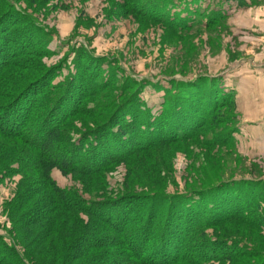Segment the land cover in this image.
Returning <instances> with one entry per match:
<instances>
[{"label":"trees","instance_id":"trees-1","mask_svg":"<svg viewBox=\"0 0 264 264\" xmlns=\"http://www.w3.org/2000/svg\"><path fill=\"white\" fill-rule=\"evenodd\" d=\"M181 1L183 11L174 10L175 0H148L142 5L146 9L136 14L179 32L196 24H203V29L214 27L223 23L233 8L230 0H220L204 10L200 0H195L193 10H186L188 0L178 4ZM6 3L0 0V176L20 174L21 179L17 194L5 206L11 238L0 236V264L191 262L209 249L208 242L196 236L199 231L240 216V221L257 224L264 232V188L260 181H205L198 191L163 199L168 205H160V192L138 196L126 192L84 201L77 192L60 189L51 178L53 170L86 181L129 162L130 176L136 172L133 162L143 164L162 145L191 140L211 144L202 130L214 131L228 121L222 111L235 109L234 97L222 90L221 79L174 81L176 75H165L170 81L168 87L157 84L155 92L163 95L154 116L153 107L140 98L144 87L127 79L119 82L113 76L104 77L101 60L81 76L67 75L56 82L55 78L63 77L61 69L42 63L53 53L47 49L50 42H38L40 31L30 23L33 20ZM85 57L88 66L89 55ZM86 118L92 119L86 122ZM76 120L81 128L73 126ZM235 131L234 127L223 133L226 139L221 143L227 144ZM127 181L129 187L131 181ZM131 199L137 204L147 201L149 206L138 210ZM243 212L256 213V219L243 218ZM190 232L200 241H192ZM148 244L151 251L146 254ZM226 247L212 249L215 260L228 259L234 253L240 254L242 264L260 258L254 264H264V257H258L254 249L226 252Z\"/></svg>","mask_w":264,"mask_h":264},{"label":"rangeland","instance_id":"rangeland-1","mask_svg":"<svg viewBox=\"0 0 264 264\" xmlns=\"http://www.w3.org/2000/svg\"><path fill=\"white\" fill-rule=\"evenodd\" d=\"M5 1L12 5L14 12H21L30 21L33 20L30 23L40 31L38 42H50L47 49L53 53L44 57L42 63L49 68L61 69L63 77L55 78L56 82L63 81L67 75L81 76L86 68L91 69L92 63L101 60L100 71L104 77L110 75L119 82L127 79L144 87L140 98L148 107H153L154 116L159 112L160 106L157 103L163 95L155 92L159 90L157 84L168 87L170 81L165 75H176L172 78L174 81H194L199 77L221 79L222 90L230 92V80L233 79L230 76L233 72V77L236 76L235 73L240 74L242 71L254 74L249 67L252 63L264 69V0H230L233 8L226 14L223 23L208 29H203V24H196L197 26L179 32L170 31L162 23L148 21L136 14V11L143 12L142 8L146 9L142 5L148 0H51L45 4L43 0ZM194 1L188 0L185 3L186 10H193ZM218 1L220 0H200L199 5L202 6L201 9H211ZM178 2L179 0H175L174 10L177 12L184 9V1L181 4ZM191 15L196 17L194 13ZM87 54L88 62L91 63L88 66L85 61ZM80 56L83 57V63L79 60ZM147 84L154 86L146 87ZM231 92L234 97L235 93ZM222 113L226 115V123L218 125L214 131L207 127L202 130L211 138L212 146L198 140L162 145L150 153L143 164L138 160L133 162L136 172H129L130 176V163L127 162L113 166L102 177L93 180L84 181L73 174L63 176L58 170L51 172V178L60 189L77 192L84 201H99L103 196L114 198L126 192L137 196L160 192L162 194L159 197L163 202L160 205H165L168 201L163 199L182 195L187 191H198L201 183L216 181L218 178L260 181V187L264 188L263 142L256 144L242 139L245 135L250 139V134L235 131L227 144H222L226 139L223 133H230L239 121L236 108H228ZM89 119L92 118H86V122ZM73 124L76 128L83 126L78 120ZM245 141L250 145L247 146ZM137 162L141 163V167ZM20 179V174L0 176V236L5 240L10 237L7 233L11 229L5 206L17 194ZM128 179L131 181L129 187ZM98 184V188H95ZM196 195H193L194 199L197 198ZM130 201L136 203L134 207L138 210H145L149 206L147 201L138 204L136 200ZM254 215L256 213H242L243 218L253 216L256 219ZM78 216L87 222L86 217ZM158 217L155 215L153 218L157 220ZM240 220V216H236L234 221L214 229L199 231L196 236L202 242H208L209 249L204 250L206 253H200V257L195 256L191 262L174 264H242L240 254L234 253L228 259L219 262L215 260L212 249L224 245H227L226 252L254 249L258 257H264V232L256 228L257 224ZM151 229L152 225L150 231ZM189 235L192 241H200L193 232ZM149 251L150 245L146 254ZM260 259L248 262L254 264Z\"/></svg>","mask_w":264,"mask_h":264},{"label":"crops","instance_id":"crops-1","mask_svg":"<svg viewBox=\"0 0 264 264\" xmlns=\"http://www.w3.org/2000/svg\"><path fill=\"white\" fill-rule=\"evenodd\" d=\"M249 67L253 69L251 73L254 74L242 71L240 74L235 73V77H233L234 72L230 76L233 78L230 81L232 83L231 91L235 93V108L240 116V119L238 116L239 121L235 129L238 133L250 134V139L247 135L242 139L256 144L262 142L264 144V69L255 66L254 63ZM245 143L247 146L250 145L246 141Z\"/></svg>","mask_w":264,"mask_h":264}]
</instances>
